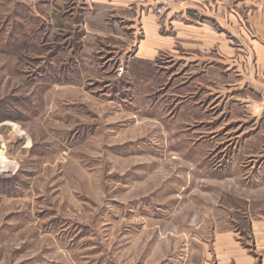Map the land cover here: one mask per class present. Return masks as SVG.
Listing matches in <instances>:
<instances>
[{
	"label": "rangeland",
	"instance_id": "374dc122",
	"mask_svg": "<svg viewBox=\"0 0 264 264\" xmlns=\"http://www.w3.org/2000/svg\"><path fill=\"white\" fill-rule=\"evenodd\" d=\"M98 1L0 0V264L263 261L252 61L146 58Z\"/></svg>",
	"mask_w": 264,
	"mask_h": 264
},
{
	"label": "crops",
	"instance_id": "0c3cea01",
	"mask_svg": "<svg viewBox=\"0 0 264 264\" xmlns=\"http://www.w3.org/2000/svg\"><path fill=\"white\" fill-rule=\"evenodd\" d=\"M188 9L163 17L154 15L142 0H99L110 12H124V20L140 19L146 41L139 54L146 58L160 52L187 53L213 64V54L242 62L251 60L254 74L264 80V0H186ZM117 19H123L118 14ZM132 25V29H133ZM240 45L237 49L232 45ZM239 47V46H238ZM238 50V51H236ZM237 66V64H236ZM242 64L239 65V69ZM262 82V81H261ZM240 264H254L240 254ZM264 264V260L255 262Z\"/></svg>",
	"mask_w": 264,
	"mask_h": 264
},
{
	"label": "built area",
	"instance_id": "2783aa9c",
	"mask_svg": "<svg viewBox=\"0 0 264 264\" xmlns=\"http://www.w3.org/2000/svg\"><path fill=\"white\" fill-rule=\"evenodd\" d=\"M144 5L156 16L163 17L171 12H182L188 9L186 0H142ZM123 74V68L118 69Z\"/></svg>",
	"mask_w": 264,
	"mask_h": 264
}]
</instances>
